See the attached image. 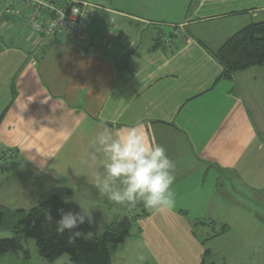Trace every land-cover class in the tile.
Here are the masks:
<instances>
[{
  "label": "crops",
  "instance_id": "obj_1",
  "mask_svg": "<svg viewBox=\"0 0 264 264\" xmlns=\"http://www.w3.org/2000/svg\"><path fill=\"white\" fill-rule=\"evenodd\" d=\"M82 1L97 8L71 43L33 35L0 0V153H15L0 162V205L28 210L55 194L88 209L96 235L127 227L111 264H201L205 249L213 264L219 237L254 231L229 222L257 220L232 192H264V66L218 80L215 54L264 21V0ZM137 122L174 165L175 207L146 217L90 182L98 126ZM192 220L219 235L203 244Z\"/></svg>",
  "mask_w": 264,
  "mask_h": 264
},
{
  "label": "trees",
  "instance_id": "obj_2",
  "mask_svg": "<svg viewBox=\"0 0 264 264\" xmlns=\"http://www.w3.org/2000/svg\"><path fill=\"white\" fill-rule=\"evenodd\" d=\"M215 58L223 69L218 80H228L235 73L264 66V21L249 24L235 33L217 51ZM142 206V217L153 211L143 204ZM60 209L75 212L55 194L28 210L10 211L0 205V233L10 235L9 238H0V256L21 255V264H27L30 253L23 243L33 241L39 257L49 263L68 256L64 264H111L110 246L123 243L128 235V228L113 225L102 235H96L84 223L71 231L92 235H82L74 243H69V230H65L63 234L55 231L56 221L60 219ZM218 235L219 233L205 239L203 244ZM209 254V250L205 249L201 264H208L205 259Z\"/></svg>",
  "mask_w": 264,
  "mask_h": 264
},
{
  "label": "clouds",
  "instance_id": "obj_3",
  "mask_svg": "<svg viewBox=\"0 0 264 264\" xmlns=\"http://www.w3.org/2000/svg\"><path fill=\"white\" fill-rule=\"evenodd\" d=\"M89 159L93 167L91 184L115 204L142 203L145 208L157 212L171 211L175 207V193L171 190L174 165L165 149L149 138L143 123L121 129L99 125ZM68 202L65 198V203ZM58 211L60 219L56 221L55 231L63 234L69 230V243L82 235H92L71 231L86 222L91 224L88 209L81 206L79 212ZM139 259L142 261L144 257Z\"/></svg>",
  "mask_w": 264,
  "mask_h": 264
},
{
  "label": "rangeland",
  "instance_id": "obj_4",
  "mask_svg": "<svg viewBox=\"0 0 264 264\" xmlns=\"http://www.w3.org/2000/svg\"><path fill=\"white\" fill-rule=\"evenodd\" d=\"M225 192H230L229 189H226ZM261 197H259V193L257 196L250 197L246 196V198H241L238 202V198L234 197L232 192L231 202L237 207H240L243 212H255L256 213V221L252 220L251 216H247L246 219L242 222L234 220L229 222L233 232H235V228L237 225L246 226L247 229L254 230L251 232V235L245 237L238 236H225L219 237L213 244L214 250L216 248V253L214 252L213 257L208 259V262L213 264H264V192L260 193ZM136 208L138 214L142 211V206L138 203L133 206ZM191 219L193 217L190 216ZM195 227V232L200 239H207L218 233L220 226H215L211 228V223L209 221H196L192 220ZM239 229V228H238ZM10 235L7 233H0V238H9ZM245 243L247 245H245ZM24 247L30 253V260L27 264H64L68 260V256H63L61 259L54 263H49L42 258L39 257L37 253V249L35 243L33 241H27L23 243ZM209 248V246H206ZM227 247V249H226ZM22 257L18 255V257L7 254L4 256H0V264H21Z\"/></svg>",
  "mask_w": 264,
  "mask_h": 264
},
{
  "label": "built area",
  "instance_id": "obj_5",
  "mask_svg": "<svg viewBox=\"0 0 264 264\" xmlns=\"http://www.w3.org/2000/svg\"><path fill=\"white\" fill-rule=\"evenodd\" d=\"M8 10L21 18L33 35L78 43L86 38L88 22L96 6L82 0H5ZM0 153V162L14 157Z\"/></svg>",
  "mask_w": 264,
  "mask_h": 264
}]
</instances>
